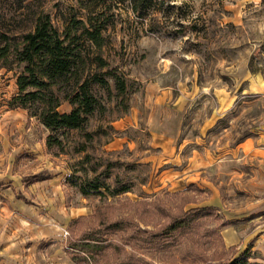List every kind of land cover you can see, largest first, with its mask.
Wrapping results in <instances>:
<instances>
[{
  "label": "rangeland",
  "instance_id": "obj_1",
  "mask_svg": "<svg viewBox=\"0 0 264 264\" xmlns=\"http://www.w3.org/2000/svg\"><path fill=\"white\" fill-rule=\"evenodd\" d=\"M43 6L59 30L103 12V47L80 48L85 69L98 55L106 67L96 72L125 90L110 76L108 90L92 85L98 105L83 127L47 150L35 118L1 119L20 69H0V264H225L245 251L224 246L228 222L211 204L233 194L218 164L264 136V0H151L134 13L126 0ZM52 175L49 204L27 189ZM92 180L129 191L80 195ZM202 207L213 210L168 229Z\"/></svg>",
  "mask_w": 264,
  "mask_h": 264
},
{
  "label": "trees",
  "instance_id": "obj_2",
  "mask_svg": "<svg viewBox=\"0 0 264 264\" xmlns=\"http://www.w3.org/2000/svg\"><path fill=\"white\" fill-rule=\"evenodd\" d=\"M126 1L134 13L137 9L146 8L151 0ZM43 7V0H0V69H20L14 76L15 96L7 105L12 109L25 110L28 117L35 118L44 127L48 132L45 146L49 150L51 147L60 148L59 136L81 129L98 105L91 93L92 85L108 90L103 77L110 76L115 91L121 95L125 84L123 78L111 72H96L106 67V62L98 55L91 59L94 68L85 69V58L80 48L84 42L96 51L103 47L105 22L97 19L103 12H97L96 17L89 14L84 21L70 18L62 22L59 30ZM62 102L71 108L66 113L57 110ZM71 185L76 186L72 181ZM101 187L108 196L129 191L126 186L109 191L93 180L77 185L82 196L101 194L98 191ZM210 210L213 209L202 207L187 212L168 229L187 230L192 218L197 219ZM248 259L249 253L245 250L225 264H251Z\"/></svg>",
  "mask_w": 264,
  "mask_h": 264
},
{
  "label": "crops",
  "instance_id": "obj_3",
  "mask_svg": "<svg viewBox=\"0 0 264 264\" xmlns=\"http://www.w3.org/2000/svg\"><path fill=\"white\" fill-rule=\"evenodd\" d=\"M11 88L16 92L14 78ZM5 115H8L10 120L8 122L12 126L17 124L18 120L30 119L26 111L19 108L6 110L1 115V119ZM38 125L46 131L42 125L39 123ZM261 139L260 141L246 140L240 143L234 149L235 154L230 160L218 164L229 176L233 194L225 201L215 200L211 204L220 208L225 221L228 222L220 232L222 243L225 247L247 250L248 262L251 264H264V136ZM30 144L26 143L24 149L33 151ZM41 144L43 147L44 140ZM36 146L40 147L39 144ZM39 152L38 156L42 157V151ZM57 182L58 177L52 175L50 178L30 183L27 190L39 197L40 201L50 204L55 198ZM237 195L243 196V199Z\"/></svg>",
  "mask_w": 264,
  "mask_h": 264
}]
</instances>
